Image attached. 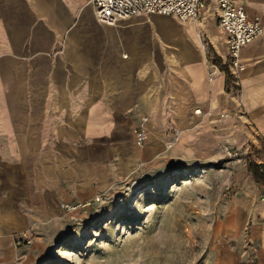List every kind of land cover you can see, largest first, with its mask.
<instances>
[{"label":"crops","instance_id":"crops-1","mask_svg":"<svg viewBox=\"0 0 264 264\" xmlns=\"http://www.w3.org/2000/svg\"><path fill=\"white\" fill-rule=\"evenodd\" d=\"M234 1L264 21V0ZM226 55L213 0L199 21L152 14L118 25L100 22L90 0H0V264H19L16 235L50 228L62 202L88 201L188 152L264 142V33L241 49L237 99L223 71L208 78V58ZM247 226L260 242L253 264H264V221L241 218L224 234L236 241Z\"/></svg>","mask_w":264,"mask_h":264},{"label":"rangeland","instance_id":"rangeland-1","mask_svg":"<svg viewBox=\"0 0 264 264\" xmlns=\"http://www.w3.org/2000/svg\"><path fill=\"white\" fill-rule=\"evenodd\" d=\"M150 24L165 25L161 20ZM254 162L264 163L262 141L248 150L231 144L203 148L160 172L120 182L81 202L75 212L59 205L50 228L16 235L15 244L24 249L17 262L226 264L222 256L234 254L243 257L241 264H253L260 242L250 237L249 226L236 241L224 227L243 218L262 228L264 168L257 180Z\"/></svg>","mask_w":264,"mask_h":264},{"label":"built area","instance_id":"built-area-1","mask_svg":"<svg viewBox=\"0 0 264 264\" xmlns=\"http://www.w3.org/2000/svg\"><path fill=\"white\" fill-rule=\"evenodd\" d=\"M216 5L218 26L226 35L227 55L218 60L208 58V78L212 80L214 75L223 71L227 76V88L233 97L237 96L241 89V73L245 64L241 58V49L244 45L257 39L264 33V21L259 15L251 18L247 12L239 7L234 0H213ZM95 8L97 19L105 24L115 25L120 21L144 15H170L179 20L199 21L205 0H90ZM196 38L200 47L207 51V41L204 34L196 31ZM196 112H200L196 109ZM146 135L140 130L136 134V144L142 145ZM230 153L229 148H224ZM97 200L99 198H96ZM62 210L75 212L80 203L62 202ZM24 236H27L24 234ZM23 238H18V241ZM25 241L30 240L25 237Z\"/></svg>","mask_w":264,"mask_h":264},{"label":"trees","instance_id":"trees-1","mask_svg":"<svg viewBox=\"0 0 264 264\" xmlns=\"http://www.w3.org/2000/svg\"><path fill=\"white\" fill-rule=\"evenodd\" d=\"M260 168H264V163H258V162L253 163V169H252L253 171L252 172L254 174V177H256L257 180L261 179L259 176V173H258Z\"/></svg>","mask_w":264,"mask_h":264},{"label":"bare ground","instance_id":"bare-ground-1","mask_svg":"<svg viewBox=\"0 0 264 264\" xmlns=\"http://www.w3.org/2000/svg\"><path fill=\"white\" fill-rule=\"evenodd\" d=\"M146 17H147V16H146ZM244 70H245V68H244ZM244 70H243V71H244ZM243 71H242V72H243ZM177 178H178V177H176L175 180H176Z\"/></svg>","mask_w":264,"mask_h":264}]
</instances>
